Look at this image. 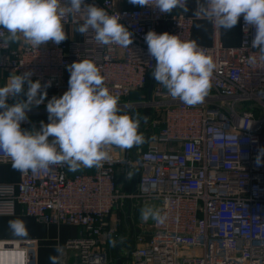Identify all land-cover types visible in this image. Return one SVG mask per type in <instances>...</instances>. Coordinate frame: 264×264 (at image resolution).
Here are the masks:
<instances>
[{"label":"built area","instance_id":"2783aa9c","mask_svg":"<svg viewBox=\"0 0 264 264\" xmlns=\"http://www.w3.org/2000/svg\"><path fill=\"white\" fill-rule=\"evenodd\" d=\"M85 3L119 16L133 43L102 46L90 30L81 41L37 48L22 36L5 43L0 29V72H32V81L50 82L39 105L46 107L68 90L67 66L91 60L121 112L139 119L144 143L106 146L110 160L90 172L71 173L67 165L21 172L17 184H0V216L19 209L41 222L78 227L79 237L67 242L78 264H264V166L255 163L264 148V62L249 63L259 57L251 45L255 29L241 16L240 44L226 47L211 22L213 43L198 46L216 63L212 87L203 103L187 106L156 81L149 92L156 61L145 36L152 30L192 40L194 17L183 7L164 14L147 5L119 8L115 0ZM82 23L79 14L63 20ZM10 162L0 152V163ZM152 200L167 216L163 224L141 220ZM26 256V241H0V264H26Z\"/></svg>","mask_w":264,"mask_h":264},{"label":"clouds","instance_id":"9594fccd","mask_svg":"<svg viewBox=\"0 0 264 264\" xmlns=\"http://www.w3.org/2000/svg\"><path fill=\"white\" fill-rule=\"evenodd\" d=\"M132 4L147 5L161 13H172L187 0H129ZM81 15L83 23L77 31L86 35L91 30L95 41L102 46L128 48L133 43L132 33L120 23V17L110 15L85 0H0V29L6 31L5 43L21 36L25 43L39 48L52 41L60 44L68 37L63 20L66 15ZM194 16L207 19L225 30L234 28L241 16L246 25L255 29L251 45L259 57L249 63L264 62V0H196ZM0 36L3 33L0 32ZM148 54L156 63L153 79L167 90L174 100L187 106L204 102L212 87L216 63L195 40H182L168 32L148 31L145 36ZM70 73L68 90L62 96L48 100L47 124L39 130H23L21 123L27 113L47 97L46 88L39 80L32 81V72L9 77L0 86V152L6 154L14 169L35 173L50 166L67 165L69 171L81 167L100 168L110 160L106 146L132 149L144 143L139 132L140 121L118 107L119 98L105 86V77L97 64L80 60L67 66ZM23 94L26 99H17ZM14 103L9 104V100ZM257 166H264V148L258 150ZM142 219L149 218L163 224L167 216L159 210L145 207ZM8 227L17 237H25L28 230L24 221L10 220ZM61 252L59 245L55 249ZM58 256H49L51 264H58Z\"/></svg>","mask_w":264,"mask_h":264},{"label":"crops","instance_id":"0c3cea01","mask_svg":"<svg viewBox=\"0 0 264 264\" xmlns=\"http://www.w3.org/2000/svg\"><path fill=\"white\" fill-rule=\"evenodd\" d=\"M119 8H133L135 4L129 0H115ZM188 11L186 15L194 17L192 40H195L198 45H211L214 40L213 25L207 19H197L194 16L196 9V0H187ZM78 26H64V31L67 35L66 40L84 39L85 35L80 34L76 29ZM219 38L226 47H237L241 41L239 21L237 25L225 30L218 27ZM19 40L14 42L18 44ZM70 77L69 71L66 72V81L68 83ZM9 77L0 72V86H3ZM13 102H10L11 104ZM28 119L21 123L23 130H39L41 122L47 124L48 112L46 107L33 106L27 113ZM88 172L93 168H87ZM82 171L79 169L74 172ZM84 171V170H83ZM71 171V173H74ZM21 171L16 170L10 163H0V184H17L20 181ZM147 206V205H146ZM20 219L25 222L28 234L25 237H17L12 234L8 227L10 220ZM80 229L73 225L59 224L56 222H41L33 217L26 216L20 212L13 216H0V241H26L27 256L26 264H51L49 256H58V264H78V252L73 248L67 247V242L79 237ZM59 245L61 252L58 253L55 249Z\"/></svg>","mask_w":264,"mask_h":264},{"label":"rangeland","instance_id":"374dc122","mask_svg":"<svg viewBox=\"0 0 264 264\" xmlns=\"http://www.w3.org/2000/svg\"><path fill=\"white\" fill-rule=\"evenodd\" d=\"M18 40H19V39H18ZM16 41H17V40H16ZM16 41H14V42L16 43ZM14 42H13V43H14ZM136 96H137V95H133L132 98H133V99H137V98H139L141 95H138V97H136ZM262 112H263V111H262ZM157 205H158V200H152V201H151L150 203H148L147 206H145V207H149V206H150V207H152L154 210H157ZM145 207H144V208H145ZM140 217H141V220H143L141 215H140ZM151 219H152V218H149L147 221H150ZM144 221H145V220H144Z\"/></svg>","mask_w":264,"mask_h":264},{"label":"water","instance_id":"95a60500","mask_svg":"<svg viewBox=\"0 0 264 264\" xmlns=\"http://www.w3.org/2000/svg\"><path fill=\"white\" fill-rule=\"evenodd\" d=\"M154 82H155V80L153 79V76H152V80H151V84H150L149 92L152 91L153 86H154ZM118 264H120V262H119Z\"/></svg>","mask_w":264,"mask_h":264},{"label":"trees","instance_id":"16d2710c","mask_svg":"<svg viewBox=\"0 0 264 264\" xmlns=\"http://www.w3.org/2000/svg\"><path fill=\"white\" fill-rule=\"evenodd\" d=\"M134 95H137L136 97H138V95H141V93L134 94ZM134 113L138 114V115H142L143 114V112L141 110H136Z\"/></svg>","mask_w":264,"mask_h":264}]
</instances>
